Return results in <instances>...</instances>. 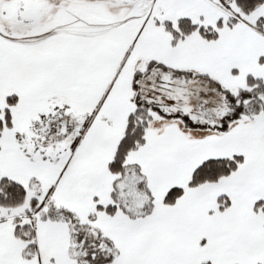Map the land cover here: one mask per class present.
<instances>
[{
	"label": "snow or ice",
	"instance_id": "6c2138e0",
	"mask_svg": "<svg viewBox=\"0 0 264 264\" xmlns=\"http://www.w3.org/2000/svg\"><path fill=\"white\" fill-rule=\"evenodd\" d=\"M0 264H264V0H0Z\"/></svg>",
	"mask_w": 264,
	"mask_h": 264
}]
</instances>
